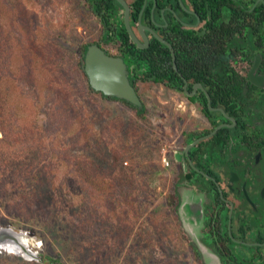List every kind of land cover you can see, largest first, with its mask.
Instances as JSON below:
<instances>
[{"label": "rangeland", "instance_id": "1", "mask_svg": "<svg viewBox=\"0 0 264 264\" xmlns=\"http://www.w3.org/2000/svg\"><path fill=\"white\" fill-rule=\"evenodd\" d=\"M100 34L82 0H0V93L11 97L0 106V264L13 257L41 263L56 253L64 264H196L173 215L145 191V170L159 168L151 188L169 192L162 158L177 137V99L161 85L139 83L141 120L89 91L74 49ZM55 145L70 156L49 151ZM94 145L105 157V178L123 179L127 169L144 186L135 194L141 208L130 205L125 223L72 162L96 157Z\"/></svg>", "mask_w": 264, "mask_h": 264}, {"label": "flooded vegetation", "instance_id": "2", "mask_svg": "<svg viewBox=\"0 0 264 264\" xmlns=\"http://www.w3.org/2000/svg\"><path fill=\"white\" fill-rule=\"evenodd\" d=\"M124 1L142 47L117 3L116 14L91 12L101 34L87 48L121 58L131 86L161 85L177 99L165 156L179 235L196 264H264V0H141L137 20L140 0ZM159 54L164 83L135 82L132 55H147L138 71L148 74Z\"/></svg>", "mask_w": 264, "mask_h": 264}, {"label": "trees", "instance_id": "3", "mask_svg": "<svg viewBox=\"0 0 264 264\" xmlns=\"http://www.w3.org/2000/svg\"><path fill=\"white\" fill-rule=\"evenodd\" d=\"M141 3L142 1L140 0V2L138 4H136L135 6V13L131 15L132 18H134L135 20H137L138 18V14L139 11L141 9ZM87 5L90 8V11L93 14H98L100 13V11H102V5L104 6L105 10L107 12H111L116 14L118 12V10H121V7L118 6L117 2L115 0H87ZM117 6V8H116ZM111 40H109L110 42ZM127 40H124V43ZM88 44H78L75 47V53H76V69L84 76V78H86L85 73H84V55L86 52V48H87ZM144 56H138V58L135 60V57L132 55V57L130 58V63L133 64L134 66H136V70H135V82L137 81H142V82H146L148 80H152L154 81L156 84H163L164 83V78H165V73L163 71V64H164V57L163 55L159 54L158 58H156L154 55L153 57H148V68L150 70V72L148 74H144V73H139L138 69L140 68V65L138 63L139 59H144ZM158 59V60H157ZM151 68V69H150ZM8 74L6 75H2L1 76V81L6 80L5 78H7ZM4 76V77H3ZM11 80H13L12 76L10 78ZM86 81L88 83V80L86 78ZM132 86L134 88V90L137 93V84L132 82ZM88 90L93 92V93H97L99 94L105 101H110V102H117L120 105H123L124 107H128L131 109H134L136 111V115L139 119L143 120L145 119V108L143 106V102L141 101L138 93V97L142 103L141 107H135L133 105H131L130 103L123 101V100H119L116 99L114 97H106L104 95H102L99 92H95L93 89H91V87L88 84ZM12 94V92H11ZM10 96L7 95V97L5 98V93L4 91H2V93H0V106H2L3 104L7 103L5 102L6 100L11 101L10 100ZM15 100V99H14ZM98 146V145H96ZM94 145V152L96 157H91L89 160V162H77V161H72L74 162L75 165H77L78 167V171H79V175L81 178L84 179V182L89 183L90 187L92 190H95L94 193H100V195H102L104 193L105 195V199L107 200L109 206L111 205L113 210H110V212L114 215L115 213H117L119 215L120 220L125 223L126 220H128V215H129V211L128 208L130 207V205L132 206H136V210L141 208V205L139 202L135 201V194H141L140 190L142 191L144 186L142 183H135V180L133 181L132 179H129V171L127 169H123L121 170V172H119V174L121 176H124L123 179H121L120 177L118 179L116 178H112V180L110 181L108 178H105L106 176H104L105 172H104V167H102L103 163L105 162V157H103L102 153H98L97 152V148ZM88 148V147H87ZM86 148V149H87ZM53 150H57L56 153L58 152V157L60 155H62V158L64 156H66V159L68 158L67 156H70V151L71 149L68 147H64V146H58L55 145L53 147H49V151H53ZM90 150V149H88ZM95 159L97 160L98 164H96L94 161ZM142 170H144L142 168ZM162 169L158 170H154L149 172L147 170H145V172L149 173V175L146 177L149 180L146 181L147 184V189H145L146 194H150V200L151 202L153 201L154 198H158V202L157 204H155L156 209H160L161 207L163 208L164 206L166 207L167 213L169 214H174L175 213V203H176V198L173 194L172 191H170L166 196H160L161 194H155V188H151L152 185H154L155 182L158 183L159 176L162 174ZM116 173V172H115ZM132 173V172H131ZM119 182V183H118ZM135 183V184H134ZM120 184V185H119ZM106 193V194H105ZM104 242V241H103ZM62 247H65V242L63 243L61 241V243H59ZM59 252V251H58ZM61 254L60 253H56L55 255H43L41 258V263H38L35 260L32 261H20L19 259H17L16 257H13L10 259V262H8V264H64L62 262V260L60 259ZM5 260L8 261L9 258L5 257Z\"/></svg>", "mask_w": 264, "mask_h": 264}, {"label": "water", "instance_id": "4", "mask_svg": "<svg viewBox=\"0 0 264 264\" xmlns=\"http://www.w3.org/2000/svg\"><path fill=\"white\" fill-rule=\"evenodd\" d=\"M115 1L123 8L124 24L132 41L142 47L130 28L127 3L124 0ZM140 33L143 41L147 44V38L142 32V28H140ZM84 73L87 76L89 86L95 92H99L106 97L126 101L138 108L141 107L142 103L133 86L129 83L125 64L121 58L107 55L95 44L90 45L84 55Z\"/></svg>", "mask_w": 264, "mask_h": 264}, {"label": "built area", "instance_id": "5", "mask_svg": "<svg viewBox=\"0 0 264 264\" xmlns=\"http://www.w3.org/2000/svg\"><path fill=\"white\" fill-rule=\"evenodd\" d=\"M162 161L165 163V165H167V159H166V156H164V157L162 158Z\"/></svg>", "mask_w": 264, "mask_h": 264}]
</instances>
